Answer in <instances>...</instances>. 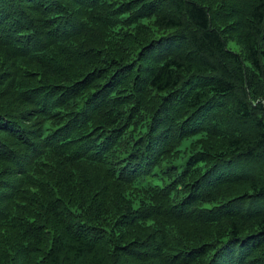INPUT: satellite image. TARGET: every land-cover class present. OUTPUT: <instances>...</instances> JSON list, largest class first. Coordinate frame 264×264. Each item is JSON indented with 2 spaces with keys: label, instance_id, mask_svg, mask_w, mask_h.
<instances>
[{
  "label": "trees",
  "instance_id": "trees-1",
  "mask_svg": "<svg viewBox=\"0 0 264 264\" xmlns=\"http://www.w3.org/2000/svg\"><path fill=\"white\" fill-rule=\"evenodd\" d=\"M0 264H264V0H0Z\"/></svg>",
  "mask_w": 264,
  "mask_h": 264
}]
</instances>
